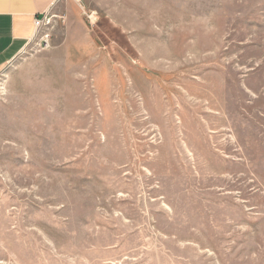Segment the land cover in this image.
Wrapping results in <instances>:
<instances>
[{
	"label": "rangeland",
	"instance_id": "rangeland-1",
	"mask_svg": "<svg viewBox=\"0 0 264 264\" xmlns=\"http://www.w3.org/2000/svg\"><path fill=\"white\" fill-rule=\"evenodd\" d=\"M1 73L0 264H264V0H61Z\"/></svg>",
	"mask_w": 264,
	"mask_h": 264
},
{
	"label": "crops",
	"instance_id": "crops-1",
	"mask_svg": "<svg viewBox=\"0 0 264 264\" xmlns=\"http://www.w3.org/2000/svg\"><path fill=\"white\" fill-rule=\"evenodd\" d=\"M61 0H0V72L27 47L35 34L34 20Z\"/></svg>",
	"mask_w": 264,
	"mask_h": 264
},
{
	"label": "built area",
	"instance_id": "built-area-1",
	"mask_svg": "<svg viewBox=\"0 0 264 264\" xmlns=\"http://www.w3.org/2000/svg\"><path fill=\"white\" fill-rule=\"evenodd\" d=\"M75 3H80L81 0H72ZM50 12V9L43 13L42 16L35 18L34 20V26H35V34L34 36H39L41 39V42L46 46L48 43L47 37L48 34L45 32L47 29L46 27L49 26V19H48V14ZM5 80L3 78V74L0 72V92L3 91L5 84Z\"/></svg>",
	"mask_w": 264,
	"mask_h": 264
}]
</instances>
